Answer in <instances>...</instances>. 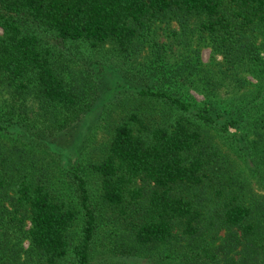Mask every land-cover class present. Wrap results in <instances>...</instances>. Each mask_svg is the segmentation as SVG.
Here are the masks:
<instances>
[{
	"label": "trees",
	"instance_id": "trees-1",
	"mask_svg": "<svg viewBox=\"0 0 264 264\" xmlns=\"http://www.w3.org/2000/svg\"><path fill=\"white\" fill-rule=\"evenodd\" d=\"M191 18L223 58L189 63L202 98L121 69L133 91L109 138L85 164L53 159L68 178L55 187L33 148L97 95L72 65L96 54L120 67L157 20ZM0 28V85L41 109L23 120L30 148L0 146V264H90L113 222V248L148 264H264V0H0ZM15 116L0 110V136Z\"/></svg>",
	"mask_w": 264,
	"mask_h": 264
},
{
	"label": "rangeland",
	"instance_id": "rangeland-1",
	"mask_svg": "<svg viewBox=\"0 0 264 264\" xmlns=\"http://www.w3.org/2000/svg\"><path fill=\"white\" fill-rule=\"evenodd\" d=\"M209 40L208 35L199 29L197 20L193 18L189 19L186 30H183L175 19L157 20L149 31L137 40V51L134 52L136 57L118 54L116 59L120 67L105 64L111 61L105 62L96 54L90 58V63H86L88 69L84 71L82 65H72L73 72L78 76L82 75L87 80L90 77L87 84L96 87L97 95L92 107L78 121L64 129H58L52 136L41 138L49 152L36 146L33 148L38 155H43L46 161H50L52 168L49 173H53V181L58 185L54 186L60 185L61 189L63 185L68 184V178L64 172L57 170L54 162L57 161V165L60 164L63 168L74 162L81 161V164H85L99 155V146L109 138L114 115L122 110L123 104L129 101L127 94L133 91L131 84L120 75L121 69L134 84L143 83V75L150 81L165 83L185 97L192 96L199 100L202 98L201 89L196 87L200 83L199 75L188 72L189 63L198 58L201 66L208 67L223 60L221 54L213 50ZM12 107L15 112L18 110L20 116H15L9 126L13 133L0 136V146L28 149L35 135L32 132L33 126L25 125L23 120L36 116L41 109L33 97L23 98L15 93L13 88L0 85V110L5 111ZM35 125L38 123L35 122ZM254 187L258 193H264V188H257L256 184ZM103 226L102 232L105 231L106 238L100 232L90 264H148L147 256L121 255L113 248L117 236L124 232L120 224L113 222ZM27 227L28 222L25 225V228ZM20 241L23 248L28 246L27 239L21 237Z\"/></svg>",
	"mask_w": 264,
	"mask_h": 264
}]
</instances>
